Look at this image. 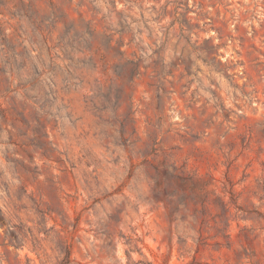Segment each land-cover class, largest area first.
I'll return each instance as SVG.
<instances>
[{"label": "clouds", "instance_id": "1", "mask_svg": "<svg viewBox=\"0 0 264 264\" xmlns=\"http://www.w3.org/2000/svg\"><path fill=\"white\" fill-rule=\"evenodd\" d=\"M0 264H264V0H0Z\"/></svg>", "mask_w": 264, "mask_h": 264}]
</instances>
